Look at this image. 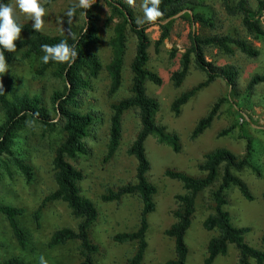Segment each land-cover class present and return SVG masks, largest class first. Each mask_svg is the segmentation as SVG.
I'll return each instance as SVG.
<instances>
[{"label":"rangeland","instance_id":"obj_1","mask_svg":"<svg viewBox=\"0 0 264 264\" xmlns=\"http://www.w3.org/2000/svg\"><path fill=\"white\" fill-rule=\"evenodd\" d=\"M118 1V0H115ZM125 2V0H120ZM236 0H233V2ZM257 0H247L250 8H255ZM76 0H39L45 8L44 25L41 33L48 36L76 35L83 25V17L75 14L71 20L65 15L70 4ZM200 3L197 12H203L210 18L212 27L198 23H187L174 17L169 36L154 52L152 43L159 35L158 25L145 24V33L150 40L148 60L145 68L156 73L161 79L160 85L144 83L145 93L154 98L158 109L154 115V122L163 126L167 132L175 133L180 141L181 150L173 153L169 147L158 143L155 138L148 137L144 142L146 157L149 161L147 177L155 188L153 195L154 210L147 216V231L145 233L146 249L141 264H165L172 257V241L165 236L164 231L174 222L171 212L175 208L174 196L183 193L181 185L175 180L166 178L163 171L174 169L190 176H199L195 166L203 153L217 147H224L234 154L243 152L244 141L238 134L242 133L252 140L251 162L259 169L258 177L248 170L235 173L249 187L254 196L253 201H245L238 191L231 187L225 192L226 205L224 210L235 227H248L244 241L249 246L264 251L260 237L264 235V199L261 194L264 189V83L254 86L245 92V85L255 74L264 73V42L247 36L240 25L238 16L227 15L220 0H196ZM126 3V2H125ZM7 4L14 6V19L19 24H30L32 21L25 18L15 7V0H8ZM94 13L99 19L100 42L94 51L101 65V70L95 79L90 80L89 87L83 90L78 97L77 111L81 114L94 113V119L88 134L83 142L89 147L90 153L85 157H76L70 160L83 174L78 187L80 194L88 198L94 205L97 215L88 230L89 240L98 247L93 255L94 264H124L134 249L133 243L117 244L111 237L120 232L133 231L137 227V218L140 203L136 196H125L119 202H102L99 196L106 189H113L133 180L134 160L125 154V150L134 138L138 129V119L135 109H129L121 115V134L116 152L111 160L104 162L106 154L108 106L115 100L129 95L130 80L129 63L133 56L135 39L131 33L126 34L124 56L120 70V86L111 96L107 95L109 79L105 66L110 60L108 42L112 37L114 20L108 26H103V20L108 14L104 0H95ZM127 4V3H126ZM142 0H136L132 9L135 19L143 18L140 9ZM264 29V15L259 18ZM162 22L161 24H163ZM194 33L200 37L211 35H228L232 38H241L256 48L258 55L247 57L231 46L232 54L225 55L221 50L212 47L204 48V58L215 67L233 66L237 70L235 95L230 96L229 88L221 78H217L207 87L197 91L175 114L170 109L172 100L181 92L188 90L204 79L203 73L196 70L191 63L188 73L182 84L174 88L170 81V74L177 68L179 56L188 46L187 34ZM72 37V35H70ZM25 38L21 34L20 39ZM17 52L8 64V71L0 74V80L11 76L18 93L41 94L45 105L51 87H60L61 83L51 80L48 76H35L33 70L41 61L37 58L22 60ZM218 98H224L219 111L201 135L191 139L190 132L196 121L202 117L211 104ZM53 121L58 119L50 112ZM236 125L226 135L217 136V133L231 125ZM61 141L58 131L43 134L39 126L25 127L18 133L12 147L13 156L28 163L33 170L31 182H24L22 176L10 164L7 169L0 161V204L23 207L25 213L18 218L19 226L26 235L27 246L20 250L12 238L6 221L0 215V264L8 258H18L23 264H39V257L43 255L48 264H76L79 261L77 243L68 242L62 246L46 248L51 233L60 228H75L74 219L65 204L59 201L46 203L40 210L38 228H35L32 213L41 199L53 191L51 159L54 148ZM4 160V158H3ZM212 202L208 190L202 191L195 199V211L190 226L185 233L184 241L188 248L186 264H202L206 256L205 246L208 239L215 233L205 231L201 227L202 221L212 213ZM212 264H236V252L229 246L225 256L217 257ZM249 264H253L250 260Z\"/></svg>","mask_w":264,"mask_h":264},{"label":"trees","instance_id":"obj_2","mask_svg":"<svg viewBox=\"0 0 264 264\" xmlns=\"http://www.w3.org/2000/svg\"><path fill=\"white\" fill-rule=\"evenodd\" d=\"M8 0H0L7 4ZM224 12L229 16H238L240 25L245 34L252 39L264 42V29L259 18L264 15V0H257L255 8L248 6L247 0H220ZM108 8V14L103 20V26L113 25L112 37L108 45L110 48V60L104 67L109 84L107 95H113L120 86V70L124 56L125 38L131 33L135 39L133 56L129 63L130 80L128 85L129 95L113 101L109 104L110 115L108 117V138L106 154L103 159L108 162L114 156L118 147L121 134V115L129 109H135L138 119V129L133 140L125 150V154L134 160L133 180L113 189H106L99 196L102 202H119L125 196H136L140 203V211L137 218V227L133 231L116 233L111 240L117 244L133 243L134 249L124 264H141L146 249L145 233L147 231V216L153 212L154 186L149 182L147 173L149 161L145 154L144 142L148 137L170 148L173 153L181 150L178 136L167 132L163 126L154 122V115L158 109L157 101L149 97L144 90V83L160 85L159 76L147 70L145 64L148 60V48L150 40L145 33V28H137L132 9L123 1L104 0ZM70 4L68 8L71 6ZM95 4L86 10L77 9L75 14H80L84 21L74 40L70 35L48 36L40 31H34L30 24H19L21 34L25 38L18 39L15 52H4L9 64L14 55L19 52L20 59L28 60L43 55L41 45H55L62 40H67L69 45H75L78 56L69 67L64 63L50 61L44 64L40 61L33 70L35 76H48L51 80L61 83V86L51 87L45 105L41 94L18 93L14 86V78L7 76L0 80V161L3 163L6 173L11 177L7 169L10 163L22 176L24 182L29 183L33 179L32 167L22 159L13 156L12 147L18 137V133L25 127L39 126L43 134L58 131L61 141L54 148L51 167L54 189L44 196L32 213L35 228H38V220L42 207L53 201L65 204L69 214L77 220L75 228H60L51 233L46 242V248L62 246L68 242L77 243L79 261L76 264H94L93 255L98 247L88 238V230L94 222L97 212L93 203L80 194L79 182L83 174L79 168L70 163L76 157L89 155L90 149L83 142L88 134L94 119V113L81 114L77 111L78 97L80 93L89 87L90 80L95 79L101 65L94 51V47L100 42L99 19L94 13ZM200 3L196 0H162L160 10L163 12V24L160 20L152 25H158L159 35L152 43L154 52L158 51L161 43L169 36L170 28L175 16L187 23H198L206 27H212L210 18L203 12H197ZM188 46L179 56L177 68L170 74L169 81L174 88H178L186 77L189 66L203 73L204 79L188 90L175 97L170 109L175 114L194 94L210 85L217 78L223 79L229 88L230 96L235 95L237 70L233 66L215 67L204 58V48L212 47L221 50L225 55H231V46L247 57L254 58L258 55L255 47L241 38H232L228 35H211L200 37L194 33L187 34ZM0 51H3L0 48ZM264 83V73L251 76L245 85V92L254 86ZM224 98L214 101L207 112L200 117L190 132V138L194 139L210 127L215 119ZM52 114L58 119L53 121ZM38 114V115H35ZM26 121H34L31 125ZM236 125H231L217 133L223 136L231 132ZM238 136L243 139L244 147L241 154H234L224 147H217L202 154L195 168L199 176H190L174 169H166L163 175L180 183L183 193L174 196L175 208L171 215L174 222L164 231L166 237L172 241V257L165 264H186L188 248L184 237L188 230L193 213L195 211V199L198 194L208 190L209 199L212 202V213L202 221L201 227L205 231H212L205 246L206 256L202 264H212L217 257L225 256L231 246L236 252V264H264V251L249 246L244 241V235L248 233V227H235L230 222L229 214L224 210L226 205L225 192L234 187L245 201H253L254 196L247 184L235 173L248 170L258 177L259 169L251 162L252 140L238 130ZM4 158V160H3ZM264 199V189L261 194ZM25 213L23 207L0 204V215L4 218L20 250L27 246L26 235L19 226L18 218ZM260 243L264 245V235L260 237ZM1 264H23L18 258H8Z\"/></svg>","mask_w":264,"mask_h":264},{"label":"clouds","instance_id":"obj_3","mask_svg":"<svg viewBox=\"0 0 264 264\" xmlns=\"http://www.w3.org/2000/svg\"><path fill=\"white\" fill-rule=\"evenodd\" d=\"M95 0H76L65 13V15L71 18L75 15L77 9H83L82 13L85 17L88 9L91 8ZM128 6L135 7L136 0H125ZM162 0H142L140 9L143 12V18L137 17L135 24L137 28H142L145 24H153L160 20L162 23L163 12L160 10V4ZM15 7L19 11L25 14V18L32 21V28L34 31H41L43 29L45 16V8L39 3V0H15ZM14 6L12 4L0 3V74H4L8 71V63L4 52H15L16 44L14 43L20 39L22 28L14 19ZM72 38L75 40L74 34ZM41 51L44 55L41 57V62L48 64L50 61L56 63H64L69 67L75 62L78 53L75 45H69L67 40H62L58 44L41 45ZM2 91V88H0ZM38 115V114H35ZM27 124L31 125L34 121H26ZM39 264H48L47 259L41 255L39 257Z\"/></svg>","mask_w":264,"mask_h":264}]
</instances>
